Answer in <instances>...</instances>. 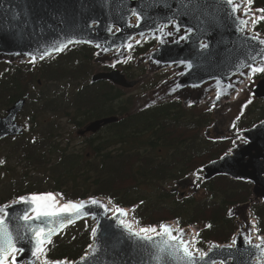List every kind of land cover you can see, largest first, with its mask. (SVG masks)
Returning <instances> with one entry per match:
<instances>
[{
  "label": "water",
  "instance_id": "water-1",
  "mask_svg": "<svg viewBox=\"0 0 264 264\" xmlns=\"http://www.w3.org/2000/svg\"><path fill=\"white\" fill-rule=\"evenodd\" d=\"M234 2L241 6L233 13L232 6L224 0H0V61L32 62L34 55L37 57L34 63H37L72 44H87L97 49L96 62H120L135 44L154 39L155 48L137 61L147 65L149 74L162 68H172L177 74L145 94L139 100L141 109L173 98L183 101L185 106L196 105L211 93H219L218 101L228 100L237 94L247 77L254 74L250 66L264 67V43L261 42L264 36L249 30L254 11L249 9L250 15L245 16L246 0ZM242 19L249 20L246 28L240 25ZM185 36L186 39H181ZM69 40L73 42L68 43ZM61 45L66 46L55 51ZM45 52L47 55L41 59ZM102 79L128 88L137 83L125 79L116 69L92 76V82ZM252 93L258 99L264 98V78ZM26 98L16 101L7 115L0 117V140L23 133V126L15 119ZM115 121L117 117L114 116L95 120L81 133L96 132L102 125ZM236 133L242 134L245 142L202 166V174H198L201 181L192 185L197 188L217 176H225L250 183L252 195L247 202L227 212V217L237 218L238 231L231 243L210 242L206 255L202 256L190 249L194 256L192 264H264V241L260 239L264 236L255 237L254 223L249 218L250 206L264 200V120ZM178 184L186 185L183 181ZM40 194L24 195L21 197L25 200L19 197L0 206H7L6 222L16 239V247L24 248L17 254V264H46L40 255L32 256L35 240L28 231V226L41 222L23 220L25 213L34 216L30 197ZM51 194L57 207L65 204ZM93 200L98 203L93 204ZM82 201L85 206L79 218L74 217L72 223H66L50 241L67 226L89 218L94 222L90 233L92 248L88 246L82 258L47 261V264L56 261L65 264H156L155 248L142 246V242L130 237L121 225L120 221L124 220L136 229L127 215L114 211L105 199ZM164 224L172 227L171 223ZM45 225L56 226L47 220ZM189 235L190 231L183 229V240L190 248ZM156 243H160V237L156 238ZM168 264L189 262L176 256L169 258Z\"/></svg>",
  "mask_w": 264,
  "mask_h": 264
},
{
  "label": "trees",
  "instance_id": "trees-1",
  "mask_svg": "<svg viewBox=\"0 0 264 264\" xmlns=\"http://www.w3.org/2000/svg\"><path fill=\"white\" fill-rule=\"evenodd\" d=\"M250 6L264 9V0H251ZM253 28L263 33L264 19ZM153 45V40L142 42L133 50L132 56L144 53ZM91 55L90 47L74 45L57 56L54 63L43 66L45 62H42L41 70L50 69L52 80L56 77L70 78L76 84L77 81L85 80L88 75ZM32 71L31 66L0 63V109L29 91ZM70 79H64V83L74 87ZM76 90L78 91L73 99L76 115H87L89 118L107 115L120 117L118 122L98 133L101 135L87 140L86 145L94 153V157H87L81 151L76 154H68L65 149L58 151L53 143L44 147L37 155L25 148L26 143L16 138L8 143L9 154L21 150V154L27 155L28 165H37L42 174L46 173V177H42L46 179V190L57 192L65 201L104 196L113 205H137L132 217L141 226L165 220H175L180 226L197 224L201 229L198 236L200 247L209 240L225 242L229 239L236 227L234 221L226 217V211L230 206L248 199L249 183L216 177L203 185L205 194L202 197L181 198V201L166 200L171 195L160 191V186L166 181L185 177L207 161L219 157L227 148L225 142H209L200 138L201 130L209 124L202 112L196 116L188 112L194 108L189 109L186 111L191 116H188L180 103L175 101L133 112V100L123 99L113 86L106 83L92 87L79 86ZM56 98L54 94L53 98L45 101L46 104H51L52 112L57 111ZM31 100L33 101V94ZM34 102L32 109L36 110L39 103ZM250 106L251 104L246 105L243 110L241 127H249L264 118V101L262 106ZM61 108L59 104V109ZM43 129L47 139L55 136V128ZM182 129L191 134L178 133ZM194 131L195 135L192 133ZM215 144L217 150L214 152L211 147ZM45 152H48V167L43 159ZM10 170L14 171V168ZM17 182L21 186L18 187L14 182L12 190L7 196L0 198V203L33 189L41 191L43 186L41 181L27 182L26 175ZM157 186L159 191L154 198L138 194V188ZM155 211L159 214L157 217L154 216ZM251 212L257 219L259 232L264 233V203L252 206ZM90 227L88 222L74 225L47 247L43 257L47 260L77 259L89 243Z\"/></svg>",
  "mask_w": 264,
  "mask_h": 264
},
{
  "label": "rangeland",
  "instance_id": "rangeland-1",
  "mask_svg": "<svg viewBox=\"0 0 264 264\" xmlns=\"http://www.w3.org/2000/svg\"><path fill=\"white\" fill-rule=\"evenodd\" d=\"M134 63V62H133ZM131 63L129 66L127 67H123L121 64L115 65V63L113 64L112 62H106L104 64H102V66H100V64L93 62L91 59H89L88 62V69H90V71L88 72V74L92 73V72H96L100 70V73H107L109 72V69L113 68L112 66L114 65L115 69L119 70L121 74L125 75L126 77L129 78V80H137L138 83L134 88L131 89H124L118 86H115L113 84H111V86H113L116 91L122 95L124 98L123 99H131L134 100L135 102V107H136V111L141 110V105L139 100L148 92L151 91V88L154 86L152 84V82H156L157 84L159 83V81H163L167 78H169L170 75L174 74L172 73L171 70H164L155 74H149L147 72V67L143 62H138L133 64ZM105 65V66H103ZM145 69V70H144ZM44 77V79L42 80L43 83L47 82V85H44V87L42 88L39 84H33L32 85V89L35 92H41L40 89L44 90V93L48 92L46 91L51 90L50 92H53L55 89H57V87H60L63 85V80L64 79H70V78H64L63 80L61 79H57V80H51L48 79L46 77V75L44 74V76L38 74L37 77L35 78V80ZM260 78V77H259ZM249 80V82H247L245 84V86L243 88H241V90L238 93V97L234 99V101L231 102V104L226 103V104H220L218 103L217 105H212V102L210 101L212 99L209 98V100L201 105H196L194 108V110H190L188 111L190 114H195L196 116L198 115V113H200L202 111L203 116L207 117V120L210 122L209 126L205 127L203 130V134L200 136V138L203 139H216L218 138L219 134H221L223 131L227 132V133H231V130H234V124H237V126L240 125L241 123V115L243 114V110H245V106L248 104H251L250 107L254 106V104H256V106H262V101H254V98L251 94V89L254 86L255 82L259 80ZM262 78V77H261ZM72 84L75 86V80L70 79ZM57 84H60L59 86ZM85 84L82 81H79L78 86H84ZM76 87V86H75ZM65 90V89H64ZM76 91V90H75ZM56 91H54V93H49V97H53V95ZM58 95H56V100L58 101V104L63 103V104H71V102H69V100L74 99V91H73V87L67 85L66 90L64 92L62 91H57ZM65 96V99H62V97ZM249 101H251L249 103ZM33 103H35L34 101L31 102V106H33ZM222 103V102H221ZM30 104V103H29ZM133 104V101H132ZM181 105L183 106V109L185 110V114L188 116H191L190 114L187 113V109L188 107L184 105L183 101L181 102ZM190 108V107H189ZM206 109H210L211 112H207L208 110ZM68 115L70 117H72L73 119H69L71 121L76 120L77 117L75 115V110L69 108L68 109ZM65 113L63 110H59L56 112H50V110H45L43 113V116L40 119V122L44 121L45 119H47L48 121L53 118V117H58L56 121L57 124L55 123H50L48 122V124H54V127L57 129V131H55V134H61V136H64L65 138H68L70 140V144H69V148H73L74 150H79L82 148V139L79 135H77V130L79 129V126L75 123H67V120L65 119ZM19 118H22L25 122L26 125L31 126V124L29 123V120H31V122L33 123V125H35L36 120L39 119V117L36 115V113H32L30 111V107H26L23 111L22 114ZM20 122V121H19ZM20 123H23V121L21 120ZM41 128H35L34 131V135L32 137L26 138L25 142H28L30 145H35L32 149L38 151L40 150V141L44 144L47 140L45 138L42 139V137H38V133L37 131L40 130ZM178 133H188L191 134L190 132H187L186 129H182L180 130ZM194 135L196 134L195 131L192 132ZM226 134V133H225ZM29 135V134H28ZM56 139V138H53ZM232 141V145L237 144L241 141V138L239 136H234L233 138H230ZM218 142V141H215ZM227 144V146H229V144L227 142H225ZM226 146V145H224ZM212 151H216L217 150V146L216 144L213 145L212 147ZM26 149H28V145L26 146ZM23 150V149H22ZM7 151H9V148L6 146L5 143H1L0 144V158L2 160V156L6 155L7 156ZM21 152V151H19ZM18 152V153H19ZM18 153H13L14 159L13 161L15 162V164H17L16 160H19L22 157H25V155H20ZM26 158V157H25ZM48 158L44 157V161H47ZM54 161H58V159H53ZM202 159H199V161H201ZM29 164V161H21L20 165H19V169L17 170V172L15 174H13L11 181H19V178L21 176H23L24 174L28 175L27 178L31 179L32 177H36V176H44L46 177V173L42 174L41 172H39V170L35 167H37V165H28V167H24V165ZM8 165V162L4 161L3 164H1V168H0V198H3L5 196H7L6 190L9 186V184L7 183L8 180L5 179L6 177H8L9 173L6 172L5 169V173L6 175L4 177H2V171L1 169L4 170V168H6V166ZM27 171V172H26ZM29 171V172H28ZM5 179V180H4ZM41 181V184H43V186L41 188H46L47 187V183H46V179H41L38 180ZM17 186H21L19 182H16ZM187 187H180L175 183H172L171 181H167L165 183H163L161 185V191H167L170 193H174L173 195H175V197L177 196H181V194H183L184 189H186ZM138 194H146L147 197L149 198H154L156 197L157 192L159 191V187H154V188H149V187H141L138 188ZM196 190V188L194 189ZM183 192V193H181ZM205 194V190L203 188H197L196 193L193 194V192L190 190V192L188 194H186L188 197L191 195H194L195 197L199 198L202 197ZM206 196V195H205ZM173 199L172 197L167 198L166 200H171ZM260 203V202H259ZM159 214L158 212H154V216L157 217ZM69 231V229L67 230ZM65 233V232H64Z\"/></svg>",
  "mask_w": 264,
  "mask_h": 264
},
{
  "label": "snow or ice",
  "instance_id": "snow-or-ice-1",
  "mask_svg": "<svg viewBox=\"0 0 264 264\" xmlns=\"http://www.w3.org/2000/svg\"><path fill=\"white\" fill-rule=\"evenodd\" d=\"M224 2L232 6V12H236L237 9L241 6L238 3H235L234 0H224ZM251 0H249V4ZM258 12L264 13V9H258ZM250 15L249 10L245 9V16ZM258 19H264V15H261ZM258 22L257 19H252L251 23L254 26ZM249 23V20L242 19L240 20V25L242 28H246ZM177 31H179V26H177ZM188 32H191L192 29H188ZM187 36L181 37V39H186ZM255 38H259L258 36ZM73 41L69 40L68 43ZM264 43V41H261ZM66 45H61L57 47L55 51L63 50V47ZM201 47H207V45H201ZM47 55V52L43 53L40 58L43 59V56ZM37 59L36 56H32L31 60L34 63ZM190 67V65H189ZM253 73L257 71H264V67L257 68L255 66H250ZM242 74V73H241ZM217 99H219V93L217 94ZM251 101H249L250 103ZM4 161L0 160V164H3ZM194 176H197L196 173H193ZM197 178H199L197 176ZM21 200L26 198L21 197ZM30 203L34 205L32 211L34 216H29L27 213L24 214L23 220H39L41 223L35 226H28V231L32 234V239L35 240V247L32 251V256L37 257L38 255L46 254V249L44 247L45 243H50L51 236L63 228L66 223H72L73 218H79L82 210L84 209V202L75 203L68 201L60 207L56 206L55 198L51 193L32 195L30 197ZM93 204L98 203L93 200ZM6 207H0V264H17V254L23 252L24 248L16 247V239L14 238L13 232L10 230L9 224L6 222L7 211ZM117 212L120 215H127L123 209L117 208ZM48 221L55 227L45 225V221ZM121 225L126 229L130 237L135 238L138 242H142V246H147L149 248H155L153 254V259L156 261V264H168L169 258L179 256L181 259H185L192 264L194 261L193 252L188 246V242L183 240V229H173L171 225L160 224L159 231L156 227L148 226L141 227L138 230L134 229L131 224L126 223L124 220L120 221ZM45 225V226H41ZM178 232V235H173V232ZM95 233V229L93 230ZM154 234V235H150ZM196 236L199 233L195 234ZM160 237V243H156V238ZM24 239V237H20ZM261 241H264V237H260ZM251 243V241H248ZM92 248V245H89ZM254 247H261V245H254ZM202 255H206L202 254ZM10 257V261H9ZM47 264V261H46ZM55 264H65L62 261H56Z\"/></svg>",
  "mask_w": 264,
  "mask_h": 264
},
{
  "label": "flooded vegetation",
  "instance_id": "flooded-vegetation-1",
  "mask_svg": "<svg viewBox=\"0 0 264 264\" xmlns=\"http://www.w3.org/2000/svg\"><path fill=\"white\" fill-rule=\"evenodd\" d=\"M55 61H57V60H55V59H52V58H48V60H46L45 61V63L47 64V65H50V64H52V63H54ZM45 63L43 64V66H46L45 65ZM50 69H45V74H46V76L47 77H49V78H51V80H52V77H50ZM43 79L41 78V79H37L36 80V83L37 84H39L42 88L44 87V85H47V82H45V83H43V81H42ZM54 81L56 80V78H54L53 79ZM41 90V92H36L38 95H39V97H44L45 96V94H44V91L42 90V89H40ZM7 109V108H6ZM6 111V110H5ZM5 114V113H4ZM4 114H2L1 116H3ZM58 118V117H57ZM70 122H72V123H75L76 124V122H79V120H78V118L76 119V120H74V121H70V120H68L67 121V123H70ZM88 122H86L85 124H83L81 127H79V129H82V128H84L85 127V125L87 124ZM82 123H81V121L79 122V123H77V125L79 126V125H81ZM103 127H105V126H103ZM103 127H101V129L103 128ZM78 129V130H79ZM100 129V130H101ZM81 130H79L78 131V133L80 132ZM78 135H80V134H78ZM90 135H93V134H91V133H85V134H83L82 135V137H87V136H90ZM190 188L189 187H187L186 189H184V193L183 192H181V193H183V194H181V196H184V197H186L187 195L186 194H188L189 192H190ZM175 196V195H174Z\"/></svg>",
  "mask_w": 264,
  "mask_h": 264
},
{
  "label": "bare ground",
  "instance_id": "bare-ground-1",
  "mask_svg": "<svg viewBox=\"0 0 264 264\" xmlns=\"http://www.w3.org/2000/svg\"><path fill=\"white\" fill-rule=\"evenodd\" d=\"M22 78V77H21Z\"/></svg>",
  "mask_w": 264,
  "mask_h": 264
}]
</instances>
